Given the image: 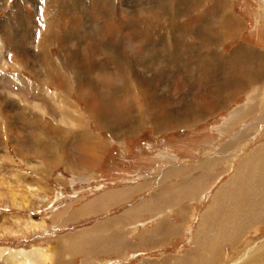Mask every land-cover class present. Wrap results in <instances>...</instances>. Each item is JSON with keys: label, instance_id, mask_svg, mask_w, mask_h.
<instances>
[{"label": "rangeland", "instance_id": "obj_1", "mask_svg": "<svg viewBox=\"0 0 264 264\" xmlns=\"http://www.w3.org/2000/svg\"><path fill=\"white\" fill-rule=\"evenodd\" d=\"M76 1L82 10L55 9L83 18L63 30L61 50L50 41L53 59H74L77 84L59 85L36 78L63 74L39 57L48 41L40 35L45 14L52 15L46 1L0 0V157L13 158L0 162V252H8L6 264L10 254L46 246L56 249L50 264H248L245 254L251 264L264 262V0H226L231 15L243 21L227 25L238 34L226 41L218 39L223 15L216 0ZM179 2L178 13L185 11L187 20L178 19ZM172 10L173 27L164 22ZM99 38L107 42L99 45ZM242 48L254 57L235 59ZM85 65L92 71L78 74ZM15 74L32 89H13L7 78ZM142 85L150 87L159 116L148 113L141 99L147 124L136 130L131 121ZM40 89L56 96L62 117L83 118L105 146L98 149L96 139L83 145L77 127L57 124L58 114ZM7 92L15 103L4 99ZM87 103L103 110L113 126L86 117ZM41 104L47 106V131L31 123ZM161 114L188 124L160 127ZM85 146L100 155L89 170L82 168L84 157L91 159ZM252 163L259 175L249 174L242 186ZM25 218L46 223L24 229ZM197 233L206 248L220 245L219 255L190 253ZM58 237L64 239L58 243Z\"/></svg>", "mask_w": 264, "mask_h": 264}, {"label": "bare ground", "instance_id": "obj_2", "mask_svg": "<svg viewBox=\"0 0 264 264\" xmlns=\"http://www.w3.org/2000/svg\"><path fill=\"white\" fill-rule=\"evenodd\" d=\"M44 1H46V3L48 4V6H49V9L51 10V13H52V15L51 16H48L47 14H45L46 16H45V22H44V27H43V31H41V34L40 35H46V37L48 38V41H47V44H45L44 42H43V44H42V46H44L45 47V49H44V51H42L41 52V54H40V59L41 60H43L44 62L45 61H47L48 60V62L47 63H43V62H40V65H38L39 67H41V64L42 65H44V64H47V65H50L51 63H53L56 67H57V69L59 68V69H61V70H63L62 72H63V74L61 75L60 74V76L57 78V79H54V77L53 76H49V75H46V79L45 78H43L44 76L43 75H40V76H37L36 77V72L34 73V76L36 77V78H38V79H41V81H43V82H46V80H47V82L48 83H51V84H54V82H58V84L60 85V83H62V82H64L65 80H68V82H71L72 84H77V82H76V80H75V77L74 76H76L75 74H74V67L75 66H73L72 64H71V62H73L74 61V59H71V58H69V57H60L59 59H57V61L55 60V59H53L52 57H51V51H50V48H49V44H50V41H52V42H54V43H56V44H58L59 45V47H60V50L62 49V46H63V43L64 42H60V40L59 39H62V40H64L65 41V36H64V32H63V30L64 31H68V30H70V29H73V28H76L79 24H81V22H83L82 21V14H77V12L75 13V12H73L72 14H67V15H64V14H62V13H64L63 11H61L60 10V13L59 12H56V8L57 7H59L60 9H62V10H64L65 12H66V10L65 9H71V10H76L75 8H79L78 10H82L81 9V7H79V5L77 4V1L76 0H65V1H62V0H44ZM94 3H100V4H103V2H104V0H92ZM221 0H216V2H215V4L216 3H219V7H220V9H221V13H222V19L220 20V23L221 24H219V26H218V30H217V33H218V39H222V40H225V39H228V38H230V37H232V36H235V34H238V32L237 31H233L231 28H229V27H227V25H235V26H243V21L239 18V17H233L232 15H231V13H230V11L227 9V5H226V0H224V2H225V4H224V2L222 1L221 3H222V5H221ZM179 7H180V2L178 3V4H176V7H174V8H176V14H177V16H178V19H179V17L180 18H182L183 20H187V14H186V12L185 11H182V12H179L178 13V9H179ZM264 8V7H263ZM82 12V11H81ZM170 12V11H169ZM70 13H71V11H70ZM173 13V10H172V12L169 14V15H171ZM175 13V12H174ZM169 15H168V17H167V20L165 19L164 20V22L166 23H171V22H174V16H176V15H174L173 16V14H172V16L171 17H169ZM70 16H71V19H70ZM189 16V15H188ZM177 18V17H176ZM70 19V20H69ZM180 22V21H179ZM125 23V22H124ZM163 25V24H162ZM173 25L174 24H170V26L171 27H173ZM188 26V25H187ZM187 26H186V24L185 23H183L182 24V27H183V29L184 30H186L187 29ZM161 29V28H160ZM178 30H179V28H178ZM76 31H78V30H76ZM67 33V32H66ZM61 34L63 35L62 37H61ZM71 34V33H70ZM69 34V35H70ZM68 35V34H67ZM72 38V37H71ZM207 38V37H206ZM211 39V38H210ZM216 39V38H215ZM217 39V40H218ZM73 40V39H72ZM104 40H107V39H104ZM102 38H99V40L97 41V43L99 44V45H103L105 42H107V41H104ZM39 41H41V38H39ZM68 41V40H67ZM66 41V42H67ZM77 41V40H76ZM213 41V40H212ZM226 41V40H225ZM207 43H209V42H211L210 40H209V38L207 39V41H206ZM75 43V42H74ZM186 43V42H185ZM187 45H189V44H187L186 43V45H185V47L184 48H187L188 46ZM41 46V47H42ZM43 49V48H42ZM90 49V48H89ZM92 50V49H91ZM106 52H107V54L108 55H112L109 51H111V42H108V44L106 45ZM241 50H243V51H241V52H239V54L236 56V57H234L235 59H238V60H240V61H242L241 59H246V58H253L254 56L251 54L252 53V51H250V50H247V48H242ZM62 52H64V51H62ZM91 52V51H90ZM254 52H256L257 53V51H254ZM89 53V52H88ZM92 54V53H91ZM38 55V54H37ZM255 55V54H254ZM262 55V54H261ZM37 57V56H36ZM39 58L37 57L36 58V60H38ZM92 59V58H91ZM204 59H206V57L204 58ZM80 62V61H79ZM199 62V61H198ZM50 63V64H49ZM78 64V63H77ZM94 64V63H93ZM46 65V66H47ZM52 65V64H51ZM83 65V64H82ZM108 65V64H107ZM45 66V67H46ZM78 66V65H77ZM93 65H91V66H83L81 69H78L79 70V73L78 74H83L84 72H86L87 74H89L88 72L89 71H92V69H93V67H92ZM2 67L5 69V67H7L6 65H2ZM49 67H51V66H49ZM94 67H96V68H94L95 70H97L98 68H97V66L96 65H94ZM35 68V67H34ZM42 68V67H41ZM33 69V68H32ZM47 69V68H46ZM48 71H49V69H47ZM42 71V70H41ZM55 71H57V70H55ZM44 72H46L47 73V71H44ZM77 72V71H76ZM40 73V72H39ZM253 73V72H252ZM41 74V73H40ZM255 75V74H254ZM43 76V77H42ZM19 76L18 75H12V76H9L7 79V81L11 84V87L14 89V88H17V89H23V90H25V92L27 91V90H29L30 91V89H32V87L31 86H28V83L27 82H25L24 80H22L21 78H18ZM122 77H123V80H124V82H126L127 81V79L125 80V77H126V73H124L123 75H122ZM77 79H78V77H77ZM81 80V79H80ZM123 81L121 82V84L122 83H124ZM47 83V84H48ZM44 84V83H43ZM65 85V83L64 84H62V86H64ZM71 85V84H70ZM47 86V85H46ZM52 86H54V85H52ZM72 86V85H71ZM139 86V84H135V88L136 87H138ZM58 87V86H57ZM65 87V86H64ZM35 88V87H34ZM60 88V87H59ZM69 89H71V87L69 88ZM41 90V89H40ZM123 91H124V93H125V91H126V88L124 87V89H123ZM150 91H151V89H150V87H147V88H145L143 85L140 87V89L138 90V97L136 98V101L134 102V106H133V110H134V113H136V117H133V118H136V119H134V121H131L132 123L131 124H134V125H132V128L133 129H136V130H138V129H140V128H142L143 127V125H146L147 123H145L144 121H142V115H143V110L141 109L142 108V106L143 105H141L142 103L140 102L141 101V99H143L144 100V107L147 109V111H148V113H152L153 115L154 114H158V111L156 110H154V105L152 104V102H151V98H150V96H149V93H150ZM39 92V91H38ZM31 93V92H30ZM40 93H41V96H44L46 99H47V104L49 103L50 105H51V107H52V109H54L56 112H57V114H58V116L56 115V117L55 118H58V119H56V123L57 124H65L66 123V125L68 126H72V125H75L74 127H80L78 130H80V131H83L85 134H84V136H81V137H79V140H81V139H83V140H86V141H88V140H90V141H92V140H97L98 142H100V145H99V147H98V149H102L101 147H103V145L105 146V144L104 143H102L101 142V139H99L96 135H93L89 130H88V128H87V126H86V122L83 120V118H80L79 120L77 119V120H69L68 119V117L67 116H63L62 117V114H65L66 112H64V113H62L61 111L60 112H58L59 111V102L58 101H56V104L54 103L53 104V101L55 102V100H54V96H53V93L52 92H50V90L49 89H42L41 91H40ZM66 93V92H65ZM3 96H4V99L6 100V101H8V102H12V103H15L16 101L15 100H17L16 98H15V96H13L12 95V93H10V92H7V93H5V94H3ZM2 96V97H3ZM56 97V96H55ZM42 98V97H41ZM40 98V99H41ZM152 98H154V97H152ZM51 100H52V103H51ZM65 100V99H64ZM26 101V100H25ZM18 102V101H17ZM28 101H26V103H27ZM45 102V101H44ZM93 102V101H92ZM29 103V102H28ZM43 104V103H42ZM41 104V107H39V109H38V111L39 112H37V114H35L34 116H33V118L31 119V123H33V124H36L35 126L36 127H39V129L41 130V128H42V130H43V121H44V117L42 116V114L44 115V114H46V107L47 106H43ZM45 104H46V102H45ZM9 105V104H8ZM17 105V104H16ZM33 105V104H32ZM31 105V106H32ZM69 105V104H68ZM7 106V105H6ZM30 106V105H29ZM71 106V108L72 109H75L74 108V106H72V105H70ZM256 106V105H255ZM77 108V107H76ZM86 110H87V115L88 116H90L92 119H94L99 125H101V126H104V125H106L107 126V124L108 125H110V126H113V124L111 125V122H109L108 121V115L103 111V110H101V109H99V107H94V105L93 106H91V105H88L87 106V108H86ZM154 110V111H153ZM3 111V110H2ZM246 111V110H245ZM157 112V113H156ZM171 112V111H170ZM246 112H248V111H246ZM33 113H35V112H33ZM41 113V116L39 115ZM241 114V113H240ZM245 114H247V113H245ZM162 115V119L159 121V123H158V120H156L155 122H157L158 124H159V126L160 127H165V126H171V125H173V123H176L177 125L175 126V127H179V126H184V125H187L188 123H187V121H185L184 119H181V118H174V119H171V118H168V117H166V114H161ZM40 116V117H39ZM54 116V115H53ZM117 116V115H116ZM156 116H159V114L158 115H156ZM79 117H80V115H79ZM112 117V116H111ZM119 117V116H118ZM69 118H72V117H69ZM113 118V117H112ZM114 118H116V117H114ZM132 118V119H133ZM192 118V117H191ZM76 119V118H75ZM153 119H154V117H153ZM152 119V120H153ZM188 119V118H187ZM239 119V118H238ZM73 121V122H72ZM118 121H119V119H118ZM172 121H174V122H172ZM114 122V121H113ZM154 122V123H155ZM191 122V121H190ZM193 123V122H192ZM149 124H151V122L149 123ZM227 126V125H226ZM41 127V128H40ZM50 127V126H49ZM108 127V126H107ZM1 128V127H0ZM3 128V127H2ZM118 128H121V127H117V129ZM173 128V127H172ZM10 129V128H9ZM45 129V128H44ZM50 129H51V127H50ZM53 129V128H52ZM114 129H116V128H114ZM46 131H47V127H46V129H45ZM171 130V129H170ZM68 131V130H67ZM52 132V131H51ZM53 132H54V135H56V137H57V135H58V130H56V129H54L53 130ZM126 132V131H125ZM130 132V131H129ZM160 132V131H159ZM1 133H3V132H1ZM82 133V132H81ZM133 133V132H132ZM6 134V133H5ZM45 137V136H44ZM1 138V137H0ZM5 138V137H4ZM75 139V138H74ZM42 140V139H41ZM44 140V139H43ZM67 140V139H66ZM2 141V140H1ZM16 141V140H15ZM98 142L96 143L97 145H98ZM43 143V142H42ZM91 143V142H90ZM16 144V143H15ZM44 144V143H43ZM121 144V143H120ZM18 145V144H17ZM94 145V144H93ZM92 145V146H93ZM0 148H2L1 147V145H0ZM59 148V147H58ZM75 148V147H74ZM81 148H82V146H81ZM19 149H20V147H19ZM23 149V148H22ZM95 149V151L94 150H92L90 147H86V150H87V155L89 156V157H91V159L89 160V159H86L87 157H84L85 159H84V161H86V163L87 164H89L90 165V163H93L94 161H95V159L99 156L98 154V152L96 151V148H94ZM60 150H61V148H60ZM2 151V150H1ZM100 152V151H99ZM67 155V154H66ZM22 158V157H21ZM10 158L9 157H7L6 155H2V157H0V160H9ZM57 160H59V159H57ZM87 160H89V161H87ZM42 162V161H41ZM30 163V162H29ZM37 163H39V162H37ZM69 163V162H68ZM13 164V163H12ZM33 164V163H32ZM40 164V163H39ZM39 164H34L32 167H38L39 168V170H41V171H45L46 170V166L45 165H43V166H41V165H39ZM85 165V164H84ZM34 169V168H33ZM90 169V168H89ZM16 173V172H15ZM10 174H13V173H10ZM20 175V174H19ZM17 176V175H16ZM227 197V196H226ZM38 222V221H37ZM31 226L32 227H35V229L37 228V225L36 224H34V223H32L31 222ZM47 248H49V247H47ZM10 257H9V259H8V261H7V264H47V263H51L52 262V260H50V259H47L46 257H48L47 255H46V250H44L43 248H33L31 251H28L27 252V254L26 253H24V252H21L20 254H10L9 255ZM50 256V255H49ZM51 258H53V257H51ZM258 258V257H257ZM261 258V257H260ZM247 259H250L251 261H250V263H248V264H251L252 263V259L251 258H245V260H247ZM263 261V260H262ZM247 262V261H246ZM246 262L244 263V264H246ZM261 262V261H260ZM254 263V262H253ZM264 263V262H263ZM259 264V263H258Z\"/></svg>", "mask_w": 264, "mask_h": 264}, {"label": "crops", "instance_id": "obj_3", "mask_svg": "<svg viewBox=\"0 0 264 264\" xmlns=\"http://www.w3.org/2000/svg\"><path fill=\"white\" fill-rule=\"evenodd\" d=\"M88 105H90V103H87ZM72 106H74V105H72ZM74 108L76 109V106H74ZM87 110H86V108H85V111H84V115L87 117L88 115H87ZM88 120V122H89V120H91L90 118H88L87 119ZM92 121V120H91ZM44 122V121H43ZM75 125H72V126H70V127H74ZM46 127H48V126H44L43 127V131H45V129H46ZM45 128V129H44ZM80 127H77V131H78V136L79 137H81V136H84V132L83 131H80V130H78ZM89 130V129H88ZM82 132V133H81ZM92 133V132H91ZM93 134V133H92ZM94 135V134H93ZM98 137V136H97ZM99 138V137H98ZM13 140V139H12ZM82 140V139H81ZM102 143H104L103 141H101ZM85 143H86V140H84V143H83V145H85ZM87 146H85V148H86ZM225 151V150H224ZM221 152L217 155V157L214 159L216 162L217 161H220V159H221ZM100 156V155H99ZM99 156L95 159V161L99 158ZM10 158H11V160L13 161V158H12V156H9ZM214 160H211V161H213L214 162ZM2 161H6V160H0V162H2ZM95 161H94V163H95ZM210 160H208L207 162H211ZM261 161H263L264 162V158H262L261 159ZM7 163V162H6ZM85 164V165H84ZM257 164L258 163H252V165H247L246 167H245V170H244V176L242 177L243 178V184H242V186L246 183V180L249 178L250 179V177L251 176H249V174L250 175H252V176H256V175H259V172H260V170L261 169H258V172H256V166H257ZM83 165V167L82 168H86L87 170H89V167H91L92 166V164L90 163V165L89 164H87L86 162L85 163H83L82 164ZM262 166H263V164H262ZM160 171H163V168H161L160 169ZM261 177H263V176H261ZM214 179H218V177L217 178H214ZM152 183V182H151ZM147 185H150V183L149 184H147ZM152 185V184H151ZM264 187V186H263ZM143 188V187H142ZM141 188V189H142ZM12 197V196H11ZM13 198V197H12ZM14 200V199H13ZM17 200H15L14 201V203L16 202ZM19 204H21L22 205V203H19ZM188 206V205H187ZM226 214H228V213H226ZM229 218H231V216L230 215H226V220H229ZM24 220V222H25V220L27 221V223L24 225V223H21L20 225L24 228H29V226H28V224L29 223H34V224H36L37 225V228L38 227H40V226H44L45 225V223H46V221H45V219H43V218H41L40 220H38V222L37 221H34V220H31V219H27V218H25V219H23ZM204 223H205V219H203V221L200 223L201 224V227H200V229H204ZM24 228V229H25ZM36 228V229H37ZM29 229H34L35 230V228H29ZM6 230L7 231H9V229H8V227H6ZM222 230H223V228H222ZM199 232H201V231H199ZM219 234H221V232H219ZM196 242H195V245H194V247L191 249V251H190V253H192L193 255H197V254H199L198 252H200V253H204V252H210V253H212L213 251L215 252L216 251V254L217 255H219L218 253H219V251H221L218 247H220V245L218 246V247H215L214 245H210V247H208V248H206V246H205V243L206 242H202V243H200L199 241H201V235L199 234V233H197L196 234ZM61 239H64V237H58V239H57V242L59 243V242H61ZM213 244H215V245H217V243L216 242H212ZM47 247H49V248H47ZM43 249L44 250H46V255L48 256V257H46L47 259H50V260H54L55 259V248H53V247H51V246H46V247H43ZM201 250V251H200ZM262 253H263V251H262ZM50 255V256H49ZM62 255V254H61ZM7 257H8V252L7 253H5L4 251H2V249H1V252H0V264H6V262H5V259H7ZM51 257H53V258H51ZM245 257H246V254L243 256V258L245 259ZM208 258V259H207ZM207 258H205V259H207V260H214V258L213 257H207ZM256 258V257H255ZM62 261H60V263H61ZM263 261H259V263L261 264ZM200 262H198L197 264H199ZM47 264H50V262L49 263H47Z\"/></svg>", "mask_w": 264, "mask_h": 264}, {"label": "snow or ice", "instance_id": "obj_4", "mask_svg": "<svg viewBox=\"0 0 264 264\" xmlns=\"http://www.w3.org/2000/svg\"><path fill=\"white\" fill-rule=\"evenodd\" d=\"M40 2H41V3H43V2H44V0H40ZM36 35H37V34H36Z\"/></svg>", "mask_w": 264, "mask_h": 264}]
</instances>
